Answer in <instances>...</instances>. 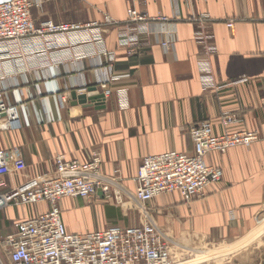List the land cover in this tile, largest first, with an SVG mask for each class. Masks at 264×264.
Returning <instances> with one entry per match:
<instances>
[{
	"label": "crops",
	"instance_id": "crops-1",
	"mask_svg": "<svg viewBox=\"0 0 264 264\" xmlns=\"http://www.w3.org/2000/svg\"><path fill=\"white\" fill-rule=\"evenodd\" d=\"M31 1L38 3L30 12L35 26L101 24L103 16L123 25L129 9L146 23L131 55L120 44L118 28L103 25L80 34L82 40L70 49L58 42L0 49V90L18 115L17 128L0 130V151L25 165L21 175L3 176L6 188L28 178H52L56 156L84 163L96 155L102 174L119 171L123 205L99 193L60 200L69 234L153 224L175 246L220 244L231 249L225 254L264 241V0ZM197 33L209 39L200 43ZM205 45L213 48L209 88L199 81ZM101 50L112 59L99 55ZM107 72L111 94L102 107L72 101V92L101 94L98 81ZM224 113L234 117L226 128L219 120ZM205 121L214 135L254 131L259 140L205 157L222 176L203 198L184 202L172 193L140 206L134 179L141 161L169 151L192 155L189 129ZM48 209L47 204L2 209L0 240L17 222ZM0 262L11 264L1 249Z\"/></svg>",
	"mask_w": 264,
	"mask_h": 264
},
{
	"label": "built area",
	"instance_id": "built-area-1",
	"mask_svg": "<svg viewBox=\"0 0 264 264\" xmlns=\"http://www.w3.org/2000/svg\"><path fill=\"white\" fill-rule=\"evenodd\" d=\"M36 6L38 3L31 0L0 1V49L5 46L20 51L29 42H58L70 49L82 40L80 34L97 32L103 25L118 28L120 44L131 55L135 53L138 35L145 29V16L133 9L127 10V21L123 25L103 16L101 24H53L47 21L35 26L30 12ZM231 26V23L227 24L228 28ZM96 36L95 43L99 44L101 40ZM196 38L200 43L209 39L202 33H197ZM162 46L168 48L169 43ZM203 48L199 81L204 88L214 87L209 67L213 48L208 45ZM32 52L29 54L32 55ZM99 55L109 61L112 59L104 50ZM110 70L109 65L108 72ZM108 72L98 81L104 99L111 94ZM61 102L65 103L66 99L61 98ZM219 120L226 128L233 123L234 117L224 113ZM17 127V108L5 102L4 93L0 90V130ZM189 137L193 145L192 155L169 151L147 156L141 161L134 179V199L140 206L172 193L178 194L184 202L203 198L209 188L221 181L222 176L219 168L206 165L205 157L210 153L224 154L237 147L248 148L259 140L254 131H224L221 135H214L208 121L191 126ZM100 167L101 161L96 155L84 163L56 156L52 178H28L19 185L6 188L3 176L21 175L25 165L22 160L13 159L0 151V211L7 207L49 206L47 212L14 224V232L0 240V249L11 264H171V248L153 224L125 228L115 226L82 235L66 231L59 209L62 199H91L99 193L102 199L123 205L125 193L119 171L113 170L106 175L101 173Z\"/></svg>",
	"mask_w": 264,
	"mask_h": 264
},
{
	"label": "rangeland",
	"instance_id": "rangeland-1",
	"mask_svg": "<svg viewBox=\"0 0 264 264\" xmlns=\"http://www.w3.org/2000/svg\"><path fill=\"white\" fill-rule=\"evenodd\" d=\"M164 238V241L171 248V264H261L264 262L263 240H257L247 251L235 254H225L231 250L220 244L202 245L199 247L175 246L172 240Z\"/></svg>",
	"mask_w": 264,
	"mask_h": 264
},
{
	"label": "water",
	"instance_id": "water-1",
	"mask_svg": "<svg viewBox=\"0 0 264 264\" xmlns=\"http://www.w3.org/2000/svg\"><path fill=\"white\" fill-rule=\"evenodd\" d=\"M95 92H88L81 95H76L75 92L70 94L72 101L79 105L87 106V104L94 105L95 107H102L104 98L102 94H94Z\"/></svg>",
	"mask_w": 264,
	"mask_h": 264
}]
</instances>
